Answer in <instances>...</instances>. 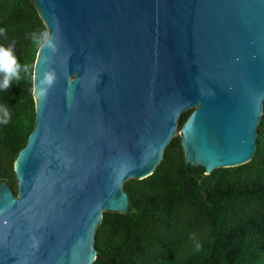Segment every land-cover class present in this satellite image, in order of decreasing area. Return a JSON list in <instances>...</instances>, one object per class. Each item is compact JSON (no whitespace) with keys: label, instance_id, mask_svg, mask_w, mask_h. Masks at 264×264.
I'll return each mask as SVG.
<instances>
[{"label":"water","instance_id":"water-1","mask_svg":"<svg viewBox=\"0 0 264 264\" xmlns=\"http://www.w3.org/2000/svg\"><path fill=\"white\" fill-rule=\"evenodd\" d=\"M33 2L48 35L18 193L0 181V264H93L104 212L128 211L125 182L151 175L178 133L206 173L253 158L264 0Z\"/></svg>","mask_w":264,"mask_h":264},{"label":"trees","instance_id":"trees-1","mask_svg":"<svg viewBox=\"0 0 264 264\" xmlns=\"http://www.w3.org/2000/svg\"><path fill=\"white\" fill-rule=\"evenodd\" d=\"M47 35L33 0H0V48L19 66V78L0 87V181L15 194L14 163L35 126L34 67ZM124 188L129 209L104 212L93 264H264V113L249 162L206 173L186 164L179 134L151 175Z\"/></svg>","mask_w":264,"mask_h":264},{"label":"clouds","instance_id":"clouds-1","mask_svg":"<svg viewBox=\"0 0 264 264\" xmlns=\"http://www.w3.org/2000/svg\"><path fill=\"white\" fill-rule=\"evenodd\" d=\"M0 73L4 74L3 82L0 87L8 88L10 86V81L13 77L19 78V66L15 57L12 55L11 50L0 48ZM47 82L51 83V78H46ZM7 116V112H5ZM3 122H7L6 120Z\"/></svg>","mask_w":264,"mask_h":264},{"label":"rangeland","instance_id":"rangeland-1","mask_svg":"<svg viewBox=\"0 0 264 264\" xmlns=\"http://www.w3.org/2000/svg\"><path fill=\"white\" fill-rule=\"evenodd\" d=\"M180 133H178V135H179Z\"/></svg>","mask_w":264,"mask_h":264}]
</instances>
